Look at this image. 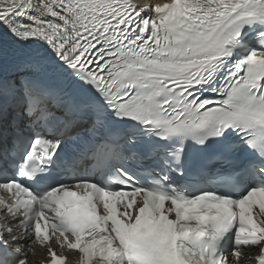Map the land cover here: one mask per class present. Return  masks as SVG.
<instances>
[{
    "label": "snow or ice",
    "instance_id": "1",
    "mask_svg": "<svg viewBox=\"0 0 264 264\" xmlns=\"http://www.w3.org/2000/svg\"><path fill=\"white\" fill-rule=\"evenodd\" d=\"M38 252L264 264V0H0V264Z\"/></svg>",
    "mask_w": 264,
    "mask_h": 264
}]
</instances>
